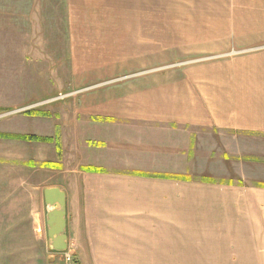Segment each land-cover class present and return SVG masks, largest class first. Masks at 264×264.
I'll return each instance as SVG.
<instances>
[{"label": "crops", "instance_id": "0c3cea01", "mask_svg": "<svg viewBox=\"0 0 264 264\" xmlns=\"http://www.w3.org/2000/svg\"><path fill=\"white\" fill-rule=\"evenodd\" d=\"M53 1L49 3L54 5L49 15L64 14L62 18L70 22L71 43L75 46L65 44L61 49L81 53L82 58L89 54L92 60L100 61V10L114 11L124 0ZM208 1L216 3L213 14L218 13L215 23L220 27L209 35L220 43L217 50L252 54L211 66L204 77L202 72H193L187 79L168 84L159 100L166 110L176 107L177 112L149 114L157 118L208 117L211 126L204 127L237 134H264V0ZM155 2L128 0L129 20H152ZM193 3L200 5V0ZM26 4L31 3L0 0V27L27 13ZM246 19L248 24H244ZM59 23L55 22V29L61 26ZM134 26L130 25L136 35ZM192 37L199 43V30L194 29ZM202 99L213 103L209 112L196 108L195 103ZM185 101L194 102V112H184ZM123 113L100 112V106L97 112H26L18 122L19 130L0 132L1 136L53 139L49 143L3 138L0 141L30 145L33 151L22 157L28 160L25 164L33 168L36 161L53 166L60 163L62 174L68 175L59 177L63 184L57 181L46 189L59 188L66 194L67 253L73 255L76 264H264V204L258 198L252 202L243 198L235 186L206 183L204 178L192 183L155 177L178 175L180 170L176 173L166 161L147 159L153 155L142 148L132 155L130 148L117 144L113 137L121 131L120 123L131 122L119 120ZM169 123L147 120V124ZM101 139L106 144L103 148ZM60 150L75 153L80 168L70 170L58 162ZM100 168L107 172L100 173ZM140 172L146 176L138 175ZM36 185L40 186V181ZM255 192L260 196L264 189L252 190L251 194ZM51 253L63 256L66 252Z\"/></svg>", "mask_w": 264, "mask_h": 264}, {"label": "rangeland", "instance_id": "374dc122", "mask_svg": "<svg viewBox=\"0 0 264 264\" xmlns=\"http://www.w3.org/2000/svg\"><path fill=\"white\" fill-rule=\"evenodd\" d=\"M51 1L22 0L31 4L25 6L27 13L14 18L19 23L9 16L7 25L0 27V132L19 130L18 122L28 111L97 112L100 106V112H124L119 120L131 122L120 123L121 131L113 137L117 144L130 148L132 155L142 148L153 155L147 154V159L163 160L176 173L180 170L178 175L155 177L192 183L204 178L206 183L235 186L243 198L250 202L258 198L264 204V193L251 194L264 189V134L204 127L211 126L208 117L157 118L149 114L177 112L176 107L166 110L159 100L168 84L187 79L193 72H202L204 77L211 66L252 54L217 50L220 43L209 37L220 27L215 23L218 13L213 14L216 3L167 0L162 4L156 0L152 20L146 22L129 20L128 0L120 1L124 3L114 11L101 9L100 61L89 54L83 56L84 61L81 53L61 49L71 43L72 31L63 13L49 15L54 6ZM58 21L61 26L55 29ZM130 25H135L136 35ZM194 29L201 35L199 43L192 37ZM195 104L200 112L213 107L207 99ZM184 105V112H194L193 101ZM150 119L170 123L147 124ZM105 145L101 139L100 148ZM32 151L27 144L0 141V264H76L72 254L71 262L66 261L68 251L63 256L52 254L47 237L44 190L68 175L62 174L60 163L51 167L36 161L33 168L25 164L28 160L23 154ZM67 153L60 150L56 160L70 170L80 168L76 154ZM106 172L100 168V173Z\"/></svg>", "mask_w": 264, "mask_h": 264}, {"label": "water", "instance_id": "95a60500", "mask_svg": "<svg viewBox=\"0 0 264 264\" xmlns=\"http://www.w3.org/2000/svg\"><path fill=\"white\" fill-rule=\"evenodd\" d=\"M44 202L50 250L65 253L68 250L66 194L59 188L46 189Z\"/></svg>", "mask_w": 264, "mask_h": 264}, {"label": "trees", "instance_id": "16d2710c", "mask_svg": "<svg viewBox=\"0 0 264 264\" xmlns=\"http://www.w3.org/2000/svg\"><path fill=\"white\" fill-rule=\"evenodd\" d=\"M34 112H38V111H28L27 113L32 115V114H34ZM0 138L11 139V140H20V141H24V142H40V143H49V142L53 141V139H51V138L38 137V136H34V135H28V136H1L0 135ZM46 165L53 167V165H51V164H46ZM43 166H45V165H43ZM91 171H97V170L92 169ZM166 177L169 178V176H166ZM170 177H172V176H170ZM184 179L189 180L186 178H184ZM261 186L264 188V185H261Z\"/></svg>", "mask_w": 264, "mask_h": 264}, {"label": "built area", "instance_id": "2783aa9c", "mask_svg": "<svg viewBox=\"0 0 264 264\" xmlns=\"http://www.w3.org/2000/svg\"><path fill=\"white\" fill-rule=\"evenodd\" d=\"M65 258H66V261H67V262H71L72 257H71V255H70V253H66V254H65Z\"/></svg>", "mask_w": 264, "mask_h": 264}]
</instances>
